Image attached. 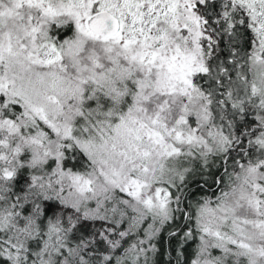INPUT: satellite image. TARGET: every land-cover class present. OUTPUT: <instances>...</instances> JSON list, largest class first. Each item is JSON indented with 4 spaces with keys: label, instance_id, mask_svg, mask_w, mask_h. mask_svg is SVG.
<instances>
[{
    "label": "snow or ice",
    "instance_id": "6c2138e0",
    "mask_svg": "<svg viewBox=\"0 0 264 264\" xmlns=\"http://www.w3.org/2000/svg\"><path fill=\"white\" fill-rule=\"evenodd\" d=\"M0 264H264V0H0Z\"/></svg>",
    "mask_w": 264,
    "mask_h": 264
}]
</instances>
